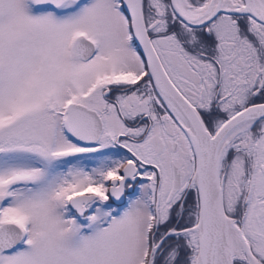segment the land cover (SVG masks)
<instances>
[{"label":"snow or ice","instance_id":"6c2138e0","mask_svg":"<svg viewBox=\"0 0 264 264\" xmlns=\"http://www.w3.org/2000/svg\"><path fill=\"white\" fill-rule=\"evenodd\" d=\"M0 264H264V0H0Z\"/></svg>","mask_w":264,"mask_h":264}]
</instances>
